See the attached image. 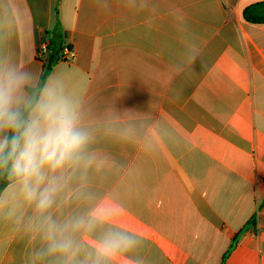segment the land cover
Listing matches in <instances>:
<instances>
[{
  "label": "crops",
  "instance_id": "0c3cea01",
  "mask_svg": "<svg viewBox=\"0 0 264 264\" xmlns=\"http://www.w3.org/2000/svg\"><path fill=\"white\" fill-rule=\"evenodd\" d=\"M261 1L0 0V60L37 83L51 43L71 55L45 86L74 104L94 163L50 213L106 217L75 234L77 261L114 231L136 244L108 264H221L233 238L224 264H264V24L242 19ZM12 183L0 264H57Z\"/></svg>",
  "mask_w": 264,
  "mask_h": 264
},
{
  "label": "clouds",
  "instance_id": "9594fccd",
  "mask_svg": "<svg viewBox=\"0 0 264 264\" xmlns=\"http://www.w3.org/2000/svg\"><path fill=\"white\" fill-rule=\"evenodd\" d=\"M32 71L21 70L0 60V172L35 205L32 230L45 242L37 255L52 256L57 264H108L136 241L122 232H108L96 244L89 258L77 261L81 244L76 233L92 231L104 216L73 217L59 222L50 213L61 192L78 169L94 163L88 152L89 132L81 126L74 104L52 85L37 97Z\"/></svg>",
  "mask_w": 264,
  "mask_h": 264
},
{
  "label": "trees",
  "instance_id": "16d2710c",
  "mask_svg": "<svg viewBox=\"0 0 264 264\" xmlns=\"http://www.w3.org/2000/svg\"><path fill=\"white\" fill-rule=\"evenodd\" d=\"M242 19L248 23L252 24H264V1L247 6L242 11ZM62 51L60 42L51 43L49 53L45 56L43 62L42 72L36 83V88L34 90L35 95L38 97L40 91L44 88L46 81L59 60V53ZM13 181L8 177L6 172H0V193L1 191ZM236 238H233L231 245L229 246L227 252L224 254L221 264H224L227 257L234 249L236 245Z\"/></svg>",
  "mask_w": 264,
  "mask_h": 264
},
{
  "label": "built area",
  "instance_id": "2783aa9c",
  "mask_svg": "<svg viewBox=\"0 0 264 264\" xmlns=\"http://www.w3.org/2000/svg\"><path fill=\"white\" fill-rule=\"evenodd\" d=\"M39 53L40 55H45L48 53V47L45 43L39 45ZM71 57L67 48H63L61 51V61H67Z\"/></svg>",
  "mask_w": 264,
  "mask_h": 264
}]
</instances>
